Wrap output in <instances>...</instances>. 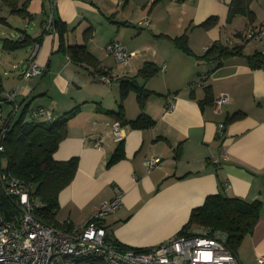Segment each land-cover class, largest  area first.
Returning <instances> with one entry per match:
<instances>
[{
    "label": "crops",
    "instance_id": "obj_1",
    "mask_svg": "<svg viewBox=\"0 0 264 264\" xmlns=\"http://www.w3.org/2000/svg\"><path fill=\"white\" fill-rule=\"evenodd\" d=\"M230 1L0 0V18L8 23L0 25V96L19 86L13 100H0L2 118L44 120L31 113L37 107L61 118L76 109L53 152L57 160H78L57 195L60 226L84 222L119 193L120 205L103 217L108 237L149 248L176 234L207 194L221 190L262 201L254 229L236 250L241 264H264L257 261L264 255V41L243 38L248 26H264V0H248L251 18L228 16ZM51 16L68 27L66 45L84 44L87 52L61 49L58 33L43 27ZM210 16L215 21L203 24ZM146 18L149 25L141 23ZM182 34L188 53L175 42ZM33 39L40 40L35 60L44 70L21 83ZM112 40L134 52L127 62L107 52ZM213 43L239 51L218 66L197 58ZM135 86L149 91L141 105ZM220 93L230 100L217 111L212 103ZM142 113L152 124H122L124 137L116 142L111 123ZM98 138L101 146L94 144ZM119 144L122 156L108 163ZM74 264L107 263L82 258Z\"/></svg>",
    "mask_w": 264,
    "mask_h": 264
},
{
    "label": "built area",
    "instance_id": "obj_2",
    "mask_svg": "<svg viewBox=\"0 0 264 264\" xmlns=\"http://www.w3.org/2000/svg\"><path fill=\"white\" fill-rule=\"evenodd\" d=\"M53 21L51 16L44 22L46 31L55 30ZM149 22L147 18L141 21L144 25H149ZM243 38L264 41V26H248L243 32ZM39 45L38 41L32 42L26 66L21 72V83H25L30 76L42 74L44 70L35 60ZM105 48L117 60L124 62L134 54L117 40L107 42ZM101 78L107 80L109 76L103 74ZM18 90L19 86L7 91L4 100H13ZM229 100L227 93L215 96L212 103L214 110H220ZM173 105L174 99L166 103L168 109ZM31 113L49 121L56 118L44 107L34 108ZM0 120L2 138L7 127L4 125L6 119L2 118L1 110ZM223 125V122L218 123V134H222ZM111 133L116 142L123 139L120 121L111 123ZM94 144L101 146V138L95 139ZM2 148L0 143V149ZM223 155L226 156V153ZM158 160V156L147 159V167H153ZM211 161L218 160L213 158ZM2 177L7 193L15 200L18 213L11 218L0 213V264H74L77 259L82 258H101L107 264H241L237 253L227 247V238L223 231L197 226L183 234H173L160 244L149 248L118 246L108 239L103 217L118 208L121 203L119 193L108 201L101 202L84 222H66L62 228L50 222L46 223L35 215L34 209L39 201L30 195V185L11 174H2ZM257 261L264 263V255H259Z\"/></svg>",
    "mask_w": 264,
    "mask_h": 264
},
{
    "label": "trees",
    "instance_id": "obj_3",
    "mask_svg": "<svg viewBox=\"0 0 264 264\" xmlns=\"http://www.w3.org/2000/svg\"><path fill=\"white\" fill-rule=\"evenodd\" d=\"M247 2L248 0H231L228 16L235 15V13L247 14ZM247 15H249V18L252 17L251 14ZM215 19V16H210L203 24L209 25ZM53 24L60 38L61 49L66 50L68 47L72 55L77 50L87 52L84 44L66 45L64 35L68 27L65 22L63 23L55 18ZM22 41H26V34H24ZM33 41L39 42L40 40L33 39ZM175 42L183 51L187 53L190 51L185 34L175 37ZM238 51L239 49L236 46L229 47L225 44L216 45L213 43L211 47L207 46L205 52L200 56H196L207 62H215V66H218L223 63L226 56ZM145 71L148 72L149 70L146 69ZM136 92L141 105L148 96L149 91L140 86L136 87ZM124 94L125 89L123 88L122 95ZM4 98L5 96H0V100ZM75 110L70 109L65 116L56 118L53 121L45 119L25 121L22 116L14 121H10L9 118L6 120L4 125L7 130L5 135L0 138V143L3 145V148L0 149V213L4 214L5 217L11 218L18 213L15 200H13L12 195L7 193L5 181L2 177V174H11L30 185V195L33 199L39 201L34 209L36 217L46 223H53L60 228L64 226H60L55 222L58 208L57 195L60 189L71 181L78 160L76 156H71L65 160H57L54 158L53 152L60 140L65 137V122L69 116L76 112ZM114 113H116V117L122 116L121 109ZM150 120L142 113L136 118L127 120L123 117L118 121L123 125L129 123L132 126L142 127L151 125ZM122 154V148L119 144V147L110 156L108 163L120 159L119 157ZM202 202L190 211L188 220L177 233L183 234L196 226L220 230L225 233L227 247L237 253L238 244L247 233L252 232L256 225L262 201L258 199L249 201L235 195H227L219 190L207 194ZM108 239L110 238L108 237ZM110 240L122 248L127 247L113 239Z\"/></svg>",
    "mask_w": 264,
    "mask_h": 264
},
{
    "label": "rangeland",
    "instance_id": "obj_4",
    "mask_svg": "<svg viewBox=\"0 0 264 264\" xmlns=\"http://www.w3.org/2000/svg\"><path fill=\"white\" fill-rule=\"evenodd\" d=\"M3 24L8 25L7 22H4V19H3V18H2V19L0 18V25L3 26ZM20 28L24 29V26H23V27H20ZM21 35H22V34H21ZM172 235H173V234H172ZM169 237H171V236H169ZM169 237H167V238H165V239H163V240H160V243H161L162 241L168 239ZM160 243H158V244H160Z\"/></svg>",
    "mask_w": 264,
    "mask_h": 264
}]
</instances>
